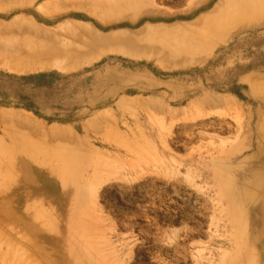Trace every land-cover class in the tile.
Masks as SVG:
<instances>
[{"label": "rangeland", "instance_id": "obj_1", "mask_svg": "<svg viewBox=\"0 0 264 264\" xmlns=\"http://www.w3.org/2000/svg\"><path fill=\"white\" fill-rule=\"evenodd\" d=\"M14 1L0 0L2 33L37 18L100 56L72 71L0 62V110L32 125L0 131V188L26 193L16 216L0 199V239L31 264H264L244 187L264 130V0L262 23L222 32L208 24L231 0ZM41 73L54 77L11 79Z\"/></svg>", "mask_w": 264, "mask_h": 264}, {"label": "bare ground", "instance_id": "obj_2", "mask_svg": "<svg viewBox=\"0 0 264 264\" xmlns=\"http://www.w3.org/2000/svg\"><path fill=\"white\" fill-rule=\"evenodd\" d=\"M132 1L135 2L138 0ZM33 2L36 9L44 10V6L36 5L38 3V0H16L13 3L11 2V6L7 3L9 6L7 8L12 11L14 10V12L28 13L31 12V10H28L27 6ZM230 3H232L230 4L231 14H229L230 12H228V15H226V17L225 14L227 13H223V16L218 17L215 20L213 19L215 17H213V21L208 24L211 30L220 31L221 28L225 27V25L231 21V19L236 18L249 19V17H253L252 21L246 24L244 23V27L250 25L254 26L255 24L262 23L261 21L263 20V17L261 16V14L257 15V6L259 5L257 0H231ZM0 6L4 7V5L1 4ZM98 7L101 8L103 7V5H100ZM35 19L28 21L26 20L25 16H19L15 20H13V22L10 21L3 24V26L5 27L4 29L7 32L4 31L5 33H2L3 29L0 30V62H12L13 67L11 68L18 70L19 72L23 70L33 71L37 69L39 70V68L53 67L64 71H72L80 68V66H82L83 64L90 63L93 59L100 56L98 54L96 56H93L92 58L83 59L85 50L82 43L84 42H81V46V44L77 43V39H74L71 35L68 36L66 34H60V32H57L55 30L46 32L42 27L38 26L35 23ZM88 33L93 35V40L101 39V37L92 34L90 30H88ZM79 38L84 40L85 36L83 34H80ZM247 80L248 82L257 85L259 83H263V80L260 81V79L255 76L250 77ZM0 120L7 122L8 125L14 124L11 127L12 129H6L5 127L2 129L0 128L1 133L10 136H16L19 133V131L17 129H14L13 127L32 126L30 122L27 121L26 116H23L20 113L14 111L0 110ZM32 131L33 129H29L28 132L32 133ZM255 157L256 160H253ZM247 162L249 163L250 173L246 178L244 187H252L258 191L259 206H256V215H258V221L264 226V130L260 134L257 145L253 148L252 156L251 158H248ZM7 188V186H2V188H0V199L2 201H5L6 203H10L11 201L14 202L11 213L9 214H11L12 216H16L17 211L21 207V204L24 203V197L26 193H24L25 191H20L18 189L14 190V192H7L9 191L7 190ZM240 196L241 198H244L245 201L252 199L251 196L246 194L245 192H243V194H240ZM13 198L16 199L12 200ZM3 215L6 216V213H4ZM253 238L255 242L259 239L257 235H255V237L253 236ZM262 244L264 246V240H262L261 246ZM33 259V256H29V253L22 250L17 242H14L10 239H0V264H31Z\"/></svg>", "mask_w": 264, "mask_h": 264}, {"label": "trees", "instance_id": "obj_3", "mask_svg": "<svg viewBox=\"0 0 264 264\" xmlns=\"http://www.w3.org/2000/svg\"><path fill=\"white\" fill-rule=\"evenodd\" d=\"M48 77L52 78V77H54V75L41 73V74H37V75H25V76H21V77H17V76L12 77L11 76V79H13V81L16 80V81L20 82V84L23 82L27 83L30 81H34V83L38 85L39 81L45 80ZM27 108H30V107L27 105Z\"/></svg>", "mask_w": 264, "mask_h": 264}]
</instances>
